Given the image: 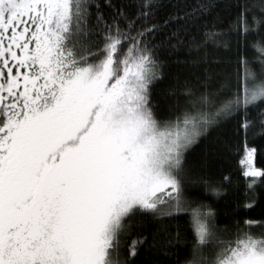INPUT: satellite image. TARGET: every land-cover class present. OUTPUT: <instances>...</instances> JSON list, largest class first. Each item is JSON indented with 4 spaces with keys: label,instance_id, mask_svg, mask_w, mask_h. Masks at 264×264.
Segmentation results:
<instances>
[{
    "label": "snow or ice",
    "instance_id": "obj_1",
    "mask_svg": "<svg viewBox=\"0 0 264 264\" xmlns=\"http://www.w3.org/2000/svg\"><path fill=\"white\" fill-rule=\"evenodd\" d=\"M157 7L0 0V264H134L141 245L168 257L181 254L178 243L191 245L184 264H264V233L251 231L259 222L219 228L215 208L185 192L188 151L225 123L237 151L242 144L244 208L264 184L254 163L257 137L264 140V57L257 70L242 50L251 37L264 39V0H229L226 26L215 17L188 39L203 72L167 115L153 97L158 46L184 44L192 17L211 16L215 5L200 0L163 24L152 21ZM233 39L237 87L225 94L223 82L210 85ZM231 180L192 183L220 198ZM185 216L190 237L180 231ZM133 222L143 231L133 235ZM148 224L157 226L150 238Z\"/></svg>",
    "mask_w": 264,
    "mask_h": 264
},
{
    "label": "trees",
    "instance_id": "obj_2",
    "mask_svg": "<svg viewBox=\"0 0 264 264\" xmlns=\"http://www.w3.org/2000/svg\"><path fill=\"white\" fill-rule=\"evenodd\" d=\"M103 4L104 0H100ZM119 4L120 0H114ZM133 0H124L125 4H131ZM157 4V13L152 17L154 23L163 24V21L169 16L182 17L186 13L197 7L200 0H154ZM207 2L215 5V9L211 16L205 15L201 18L198 15L193 16L189 22L187 33L181 32V36L185 43L177 48H171L168 45H159V41L163 34L157 37V56L162 65V77L153 86L154 103L157 105L161 115H167L168 106L170 104L185 103L183 90L189 86H196L197 75H202L203 68L197 67L192 63V57L195 52L189 51L187 41L191 37L199 39L206 27H211L213 19L215 23H228L226 15V5L229 0H207ZM131 12L132 9H129ZM184 21L181 20L180 23ZM177 25L170 24L165 32L171 31ZM243 54L248 59L250 66L254 69H259L260 59L264 57V39L260 36H253L249 42L243 45ZM237 50L235 40H232V48L230 51L221 50L220 61L213 66V84L210 86H218L217 82H223L224 93L228 94L235 91L237 87ZM259 103V102H258ZM255 111L253 115H255ZM232 125L225 123L218 128L210 131L206 137H202L192 146L187 153V164L192 168V172L186 177L185 192L190 196H197L201 200L211 204L217 215V223L219 228H224L226 225L234 224L236 220H243L245 217L251 218L259 222L253 226L251 231L259 235L264 233V184L257 186L251 199L255 202L251 208H244L246 201L245 181L241 174V165L239 163L242 154V144L240 150L237 151L235 139L231 135ZM256 147L260 149L254 159L257 167L264 168V140L257 137ZM224 175H230L232 180L228 184L227 194L217 198L212 193L205 192L204 185L201 183H192L198 177L204 176L210 181L219 182ZM238 213V215H234ZM181 234L188 232V217H183L179 221ZM154 224L147 225V234L149 238L154 228ZM175 231V225H169ZM132 234L137 231H143V228L135 222L131 225ZM233 233L235 229L232 230ZM231 235V234H228ZM130 242V241H129ZM175 249L180 250L179 255L166 257L164 254H149L146 248L141 245L138 247V254L133 258L134 264H184L185 256L190 250L191 245L176 244Z\"/></svg>",
    "mask_w": 264,
    "mask_h": 264
}]
</instances>
